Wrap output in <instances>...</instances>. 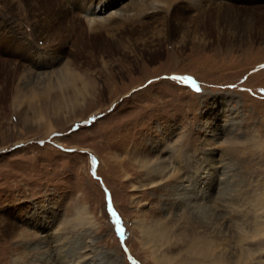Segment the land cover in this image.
<instances>
[{"label":"rangeland","instance_id":"rangeland-1","mask_svg":"<svg viewBox=\"0 0 264 264\" xmlns=\"http://www.w3.org/2000/svg\"><path fill=\"white\" fill-rule=\"evenodd\" d=\"M105 1L97 55L0 0V264H264V0Z\"/></svg>","mask_w":264,"mask_h":264},{"label":"bare ground","instance_id":"bare-ground-1","mask_svg":"<svg viewBox=\"0 0 264 264\" xmlns=\"http://www.w3.org/2000/svg\"><path fill=\"white\" fill-rule=\"evenodd\" d=\"M67 1L70 2L73 7L68 5ZM103 2L104 0H21L20 9L25 11V18L33 24L42 38L48 37L54 41L52 42L53 44L50 42L52 46L49 49L56 52L62 51L67 42L71 43V37L74 34L75 27L79 24L81 27V40H77L74 43L79 47V53L82 50L91 48L94 54L98 55L107 49L105 48L106 46H109V44L106 45V43H103L100 34H97L103 28H106V32H112L113 29L120 30L122 28L130 33L137 31V28H129L130 24H127V22L131 21L129 14L115 12L113 10V3L105 1L104 4ZM155 2L156 0H153L152 4H155ZM206 2H209V0ZM124 16L128 18H124ZM226 23L230 24V22ZM229 33L228 30L222 31V36L225 40H227V35ZM112 34V36H114L113 32ZM159 50L160 49H153L151 58H155L159 55ZM78 56L80 57L82 55ZM157 169H159V167ZM187 200L188 203L194 202L192 205L197 207L194 205L197 200L195 195L191 196L188 194ZM136 226L140 228L143 235H149L151 242L166 240V235L163 231L154 232L151 231V229H146L144 225ZM211 264L223 263L214 260Z\"/></svg>","mask_w":264,"mask_h":264}]
</instances>
